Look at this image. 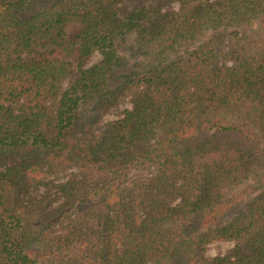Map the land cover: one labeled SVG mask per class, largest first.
<instances>
[{"label":"trees","instance_id":"1","mask_svg":"<svg viewBox=\"0 0 264 264\" xmlns=\"http://www.w3.org/2000/svg\"><path fill=\"white\" fill-rule=\"evenodd\" d=\"M250 181L264 0H0V264H264Z\"/></svg>","mask_w":264,"mask_h":264},{"label":"rangeland","instance_id":"2","mask_svg":"<svg viewBox=\"0 0 264 264\" xmlns=\"http://www.w3.org/2000/svg\"><path fill=\"white\" fill-rule=\"evenodd\" d=\"M137 3L138 2H143V1H148V0H135ZM131 5L129 4V7ZM171 6L173 8H177L178 7V3L176 1H173ZM81 29V25L79 23H74V24H70L66 27V35H65V40H72L74 36H76L79 31ZM260 27L255 24L253 27H252V30L254 31H259ZM204 40V38H203ZM202 40V41H203ZM128 43H132V38L130 40H128ZM197 44H195L194 46H192L191 48H194ZM121 53L123 54V56L125 57H129L131 58V63L134 65V61L135 63L138 61V58H133L131 52L126 49L121 51ZM181 54L184 53V51H180ZM101 58V54L99 52H94L91 57L89 58L88 62H87V66H90L94 63H96L99 59ZM131 108V103L129 102V100H126L125 102H123L122 104L118 105L116 108H114L113 110H111L110 112H107V113H104V114H101L99 115V117L96 119L97 122H96V125L94 126L93 129H95L97 132H100L107 123L111 122V121H115V120H118L122 117V114L124 112L125 109H130ZM73 171V170H71ZM152 170L149 171V172H146V171H141L139 173L140 177H148V176H151ZM70 172L68 171L67 174L61 176L59 179H61L60 181L58 180H54L53 182H55L54 184H57L59 182H61L62 180H66L69 178L68 174ZM147 175V176H146ZM249 189L247 190L245 196H243V198H238L237 199V202L238 204L235 205V206H241L240 208H244L246 206V204L255 196L257 195L258 193H260L263 189H264V186L262 185V183H254V181H250V183L248 184ZM53 186H51L50 189H48L49 192H51V197H56L54 196V191H53ZM43 189L40 190V193L39 195H43ZM61 198L60 199H57L56 201H54L52 203V206H57L60 202H61ZM234 247V244L232 242H214V243H211L208 245L207 247V257L209 258H215V257H218V256H223V255H227V254H230L231 253V250L233 249Z\"/></svg>","mask_w":264,"mask_h":264}]
</instances>
